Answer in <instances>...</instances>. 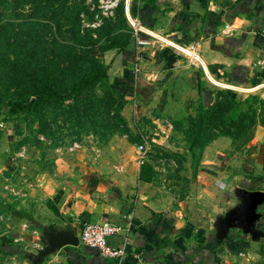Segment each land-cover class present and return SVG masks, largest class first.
Segmentation results:
<instances>
[{
	"label": "rangeland",
	"instance_id": "rangeland-1",
	"mask_svg": "<svg viewBox=\"0 0 264 264\" xmlns=\"http://www.w3.org/2000/svg\"><path fill=\"white\" fill-rule=\"evenodd\" d=\"M145 1L155 2L2 0L0 264L49 261L51 253L60 249L45 252L47 231L64 233L73 229L78 216L72 215L70 208L77 200H83L85 193L92 197L88 192L92 183L88 180L135 164L141 144L149 146L147 159L156 167L158 182L167 183L165 179L169 178L173 192L180 200H189L191 205L187 204L196 211L198 219L185 229L193 226L191 234L201 236L208 231L217 242L216 250L221 252L217 264H264V244L243 225L230 226L225 237L220 231L226 214L241 206V191L253 190L252 179L257 178L253 187L264 191V132L257 133L258 127L264 130V86L252 91L217 85L199 65L200 94L190 93L188 83L185 87L183 84L186 91H180L182 84L175 80L168 82L174 76L172 71L168 73V68L177 66L178 58L201 63L191 53L145 32L142 26L149 27L142 21H135V25L130 21L137 18L131 7L141 6ZM122 3L124 15L119 9ZM128 6L133 18L127 14ZM149 29L180 44L176 38ZM16 38L23 47L32 46L36 51L24 49L23 64L35 66L43 74L50 73L54 93L45 92L43 79L28 75L27 68L13 73L10 59L14 57L9 52L14 49L11 43ZM118 42L131 51H139L138 65L123 63L124 47L109 48ZM164 49L171 50L175 61L159 58L154 61L156 52ZM100 66L108 72L107 78L79 92L66 93L71 82L90 68ZM133 68H139L138 78L134 80L131 76L132 85L122 89L124 79L120 78H124L126 71L130 76ZM210 74L224 83L254 87ZM263 82L264 79L258 85ZM204 88L214 98L213 104L232 97L238 102L232 112L256 111L255 126H245L234 141L231 136L221 134L231 127L224 117L217 121L219 127L212 129V134L216 133L214 139L226 137L218 139L212 147L206 146L213 138L205 146L190 147L193 121L202 113L204 123H209L205 108L213 104L204 103L201 97ZM27 95L30 100H37L32 108L11 107V101ZM169 122L172 126H168ZM251 132L253 137L243 142L242 138L249 137ZM201 136L206 139L208 134L202 132ZM200 172L214 175L212 181L200 180ZM258 213L264 226V201ZM232 240L234 245L230 244Z\"/></svg>",
	"mask_w": 264,
	"mask_h": 264
},
{
	"label": "crops",
	"instance_id": "crops-1",
	"mask_svg": "<svg viewBox=\"0 0 264 264\" xmlns=\"http://www.w3.org/2000/svg\"><path fill=\"white\" fill-rule=\"evenodd\" d=\"M140 9L137 18L145 26L176 38L180 44L142 26L145 32L187 54L191 53L201 63L190 58H178L177 66L168 68V73H174L168 82L175 80L182 84L180 91H186L183 88L188 83L190 93L200 94L199 65L217 85L252 91L264 86L258 85L264 79V0H155L153 3L145 1ZM127 14L131 16L129 6ZM156 53L154 61L157 58L174 60L171 50L164 49ZM139 58L137 49L123 53L122 57L123 63L127 61L136 65ZM210 73L254 87L243 88L224 83ZM131 76L134 80L138 78L134 68L130 76L126 74L120 79H124L125 84ZM120 79L119 83H122ZM203 90L201 97L204 103L212 105L214 98L207 94L209 90ZM257 131L264 132L262 127H258ZM221 137L206 147H212ZM145 163L152 164L148 159L142 162L137 160L127 168L121 167L120 172L88 180V183H92L88 188L92 197L85 193L83 200H77L70 208L72 215L78 216L71 229L78 240L83 225L90 221L113 217L111 220L128 227L127 234L110 239L111 244L125 248L127 253L122 258H107L97 248L86 246L79 240L77 245H66L55 251V254L51 253L48 258H52L44 264H217L221 252L216 250L217 242L208 231L201 236L191 234L193 226L185 229L186 225H191V221L198 219L195 218L196 211L188 205L191 202L178 198L169 186V178L165 179L167 183H159L157 172L152 181L141 180V166ZM152 166L156 171V167ZM198 176L200 180L210 182L214 175L200 172ZM189 208L191 210L187 212ZM51 232V229L47 231ZM184 260L187 262L184 263Z\"/></svg>",
	"mask_w": 264,
	"mask_h": 264
},
{
	"label": "trees",
	"instance_id": "trees-1",
	"mask_svg": "<svg viewBox=\"0 0 264 264\" xmlns=\"http://www.w3.org/2000/svg\"><path fill=\"white\" fill-rule=\"evenodd\" d=\"M0 4H2V0H0ZM122 11V14L124 15V4H120V8ZM132 10V15L133 16H138L140 15V6H132L131 7ZM19 40L16 38L11 45H15L14 49L11 50V52H9V55L11 57H14L12 59H10L11 62V66L12 68H14L13 73L17 74V71L19 69H24L27 68L26 72L28 73V75H33L34 79H43V90L45 92H50V93H54L56 91V89L54 88V85L52 84L49 75L50 73H45L43 74L40 71H37L35 69V66H30L27 67L28 64H23L24 60L23 58H21V54L23 53L24 49H28L29 52L31 53H35L36 51L33 49L32 46L30 47H23L22 44L18 43ZM43 44V43H42ZM125 44H122L120 42L114 44V45H110L109 48H122L124 47L123 52L126 53L128 50V48L125 47ZM95 52V51H93ZM76 56L78 54V52H75ZM127 74L129 73L128 71H126ZM108 76V72L106 71V69L104 68V66H100V67H96V68H90V70L88 72H86L85 74H83L80 79H78L75 82H71V85L69 87H67L65 89L66 93L68 91H72V93H76L79 92L80 90L88 87V86H92L95 85L98 81H100L103 78H107ZM132 84V79H128V82H126V84L122 85V89H127L130 85ZM115 87V86H114ZM116 90H118L115 87ZM121 89V90H122ZM121 90H118L119 92H122ZM125 97L127 98L128 96L125 94ZM2 98H0L1 100ZM37 100H30V97L27 95L26 97H24L21 100H16V101H11L10 105L12 108L14 109H29L32 108L35 104H36ZM238 102H236V100L232 97H228V100H226L224 103H214L211 107L209 108H205V112H207L208 115V120L209 123L206 125L204 123V116L203 114H199L198 118L196 120H194V125H193V130L191 131V135H190V147H201V146H205L204 144L207 143V141H209V139L213 138L216 135V133L214 132V134H212V129H218L219 124L217 123V121L219 119H223L224 117H227V120H224V122H226V124L230 125L231 127L225 129L224 131L221 132L222 135H228L231 136V138L234 141H237L238 137L237 135H239V133H242V131H244V127L247 126V128H252L255 126V121H256V111H254V113L252 112H242V113H235L232 112L234 107L237 105ZM209 112V113H208ZM229 112L231 114H229ZM122 123H125V120L122 119ZM264 125V122H263ZM233 129H238V132L235 133V131ZM202 132L208 134L207 138L204 139L201 135ZM251 137H253V132H251V135L249 137L246 138H242L243 142H247L251 139ZM203 139V142H200ZM211 139V140H213ZM264 163V162H263ZM155 169L153 168L152 164L149 163H145L142 164L141 166V171H140V179L144 180V181H152L153 177L155 176ZM252 184L250 185L251 189H257V187H253L255 186V183L257 182V178H254V180H251ZM256 227L260 230L263 231L264 233V226L263 223L261 222V219L259 218L257 223H256ZM261 243L264 244V237L259 239ZM233 241V240H232ZM230 244L234 245L235 242L233 241L232 243L230 242Z\"/></svg>",
	"mask_w": 264,
	"mask_h": 264
},
{
	"label": "water",
	"instance_id": "water-1",
	"mask_svg": "<svg viewBox=\"0 0 264 264\" xmlns=\"http://www.w3.org/2000/svg\"><path fill=\"white\" fill-rule=\"evenodd\" d=\"M242 204L241 206L222 219V236L225 237L230 226L243 225L246 231H250L255 238L260 239L264 237L262 230L256 227L259 219L258 207L264 201V191L260 189L255 190H242ZM47 248L46 251L61 248L66 245H77L79 240L75 234L69 230L67 232H51L47 233Z\"/></svg>",
	"mask_w": 264,
	"mask_h": 264
},
{
	"label": "built area",
	"instance_id": "built-area-1",
	"mask_svg": "<svg viewBox=\"0 0 264 264\" xmlns=\"http://www.w3.org/2000/svg\"><path fill=\"white\" fill-rule=\"evenodd\" d=\"M130 21L135 25V21L139 23V18ZM262 47V65L264 67V42ZM135 70L137 72L139 71V68H136ZM262 84H264V82ZM168 126H172V124L169 122ZM148 148L149 146L147 144H141L138 146L139 161L142 162L147 159ZM127 232H129V228L125 227L118 221L111 219L90 221L83 225L79 234V240L86 246L97 248L100 254L104 257L122 258L127 253L126 249L111 244L110 239L115 236H123L127 234Z\"/></svg>",
	"mask_w": 264,
	"mask_h": 264
},
{
	"label": "bare ground",
	"instance_id": "bare-ground-1",
	"mask_svg": "<svg viewBox=\"0 0 264 264\" xmlns=\"http://www.w3.org/2000/svg\"><path fill=\"white\" fill-rule=\"evenodd\" d=\"M264 85V84H263Z\"/></svg>",
	"mask_w": 264,
	"mask_h": 264
}]
</instances>
